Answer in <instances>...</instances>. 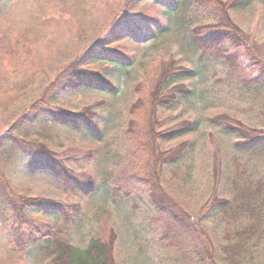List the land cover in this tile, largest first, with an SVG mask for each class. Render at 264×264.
<instances>
[{"label":"rangeland","instance_id":"obj_1","mask_svg":"<svg viewBox=\"0 0 264 264\" xmlns=\"http://www.w3.org/2000/svg\"><path fill=\"white\" fill-rule=\"evenodd\" d=\"M200 1L0 0V264L54 263V254L45 250L48 243L31 238L26 229L19 232L13 224L7 201L22 204L28 198L80 207L71 222V241L82 249L97 233L98 213L104 212L103 221L111 223L118 236V264H264V216L257 223L253 217L228 218L216 206L219 199H237L236 181L243 187L247 180L264 179V149L240 150L238 134L214 121L226 114L264 130V85L248 81L259 70L252 55L257 51L264 56V0H213V8L224 10L219 19ZM226 17L245 39L244 45L229 49L230 61L192 42L196 29L223 27ZM163 61L190 70L173 75L165 85L184 84L190 94L156 112L157 130L167 134L155 139L143 105H148L149 87L160 77ZM77 63L84 72L109 79L116 91L82 86L59 96L66 72ZM140 83L144 85L137 90ZM39 106L49 107L55 116L65 112L87 118L95 135L48 121L29 126L33 134L26 137L15 127ZM132 119L134 128H129ZM10 134L18 138L19 147L6 140ZM175 150L182 152L177 155ZM39 154L61 159L74 175L91 177L95 191L87 195L46 169L31 170L28 160ZM158 155L162 160L155 163ZM155 169H160L159 195L173 202L187 221L194 220L201 232L207 229L217 261L208 256L206 261V247L196 237L199 230L183 236L188 239L184 244L192 240L197 250L200 246L198 261L194 254L184 256L166 247L163 222L143 179ZM124 171L143 173L131 196L114 197L113 181ZM27 212L43 232L46 224L61 219L58 212ZM250 224L253 236L249 232L243 237L252 245L246 246L241 261L232 250L231 236Z\"/></svg>","mask_w":264,"mask_h":264},{"label":"trees","instance_id":"obj_2","mask_svg":"<svg viewBox=\"0 0 264 264\" xmlns=\"http://www.w3.org/2000/svg\"><path fill=\"white\" fill-rule=\"evenodd\" d=\"M199 4H203V6L205 5L208 12H211L214 17H217V19H219L220 16L222 17L221 12L224 10L220 7L213 8V0H201ZM231 4L229 7H231ZM209 5H211V8ZM217 5H221L224 9H226L225 3L218 2ZM220 26L221 25H217L218 28L207 31L201 28L196 29L192 36V42L196 48L201 49L203 52L206 53L215 51L217 54L226 57L230 61L232 57L231 55L228 56L229 49L238 48L239 46L244 45L245 39L237 31L230 18L228 19V17H226V20L223 22V27ZM255 54H253L254 56L252 55V61L254 65L259 66V70L257 74L251 77L248 81H252L257 86H263L264 56L261 55V52L257 51ZM106 61L110 62L111 60ZM173 63L175 64L173 61L170 64L166 61L162 62L161 67L163 70L160 77L149 87L148 105H143V108L148 110V118L150 117V125H152L153 129L149 125L148 126L155 139L160 136L165 137L167 134V132L163 133L164 131L157 130L159 120L156 118V112L162 108L164 109L168 107L179 96H186L190 94V90L184 84H176L170 88L165 86L167 80L173 75L190 71L186 67L175 66ZM76 67H78V69ZM66 73L68 75L66 82L59 86V96L66 93L69 88L74 89L82 86L98 87L108 92L116 91L115 85L109 79L98 74L84 72L79 63L71 65ZM143 85L144 83L138 84L136 87L137 90H139V88ZM43 101L44 100H41L40 102ZM137 102L138 100L136 103ZM33 112L34 113L32 115H27L28 113H26L19 121V126L17 125V127H15L18 130L22 129L26 137H31L33 134L30 132L32 130H28L29 126H33L35 123L48 121L72 125L76 128H85L89 132L93 133V129L90 127V121L87 118H82L79 114L60 112L57 116H55V113L50 111L49 107L42 106H39L38 109L35 111L33 110ZM214 121H219L224 124L225 129L228 132L238 134L237 136L239 137L236 143L240 150L244 152L256 153L264 149V130L262 131L257 128L249 127L243 122L233 119L226 114L216 116ZM134 123V119H132L129 128H134ZM188 125L190 124L185 125V127L181 125L179 128H174L168 132V135H174L176 132L186 129ZM133 132L138 134L137 130H134ZM6 140L11 144L18 142V138L12 136V134H10ZM17 146L19 147L20 145ZM178 152L179 150L174 151L176 154ZM181 152L182 150L177 155ZM176 156L171 158H175ZM161 160L162 157L159 155L154 159L155 163H158ZM28 166L31 170L46 169L50 171L54 177L61 179L65 185L76 191H82L87 195L95 191V181L91 180V177H86L88 180H84L86 179L85 177L82 178L74 175L66 167L65 163L57 157L39 154L36 157H30L28 160ZM147 169H149V167H147ZM159 170L160 169L150 170L143 176V179L146 180L147 184H149L147 192H149L152 197L151 202L155 210L154 212L156 213L158 220L163 222V238L169 242V245H166V247H172L183 253L184 256L194 254L193 258H196L195 260L198 261L196 253L201 250L200 246L197 250V247L194 245L198 244L193 243L192 240H189V242L184 244L188 239L183 236H187L189 233H195L197 235V231L199 230L200 234L196 237L203 242V244L201 243L202 248L203 246L206 247V261H208V259L211 261H217L214 252L211 253L209 249L210 241L207 229L201 228V232L200 229L196 227V222L194 220H192L194 223L187 221V219L183 216L185 214L180 213L173 202H171L167 197L165 200L162 196H160L161 189L158 185L161 179ZM139 173L142 174L143 172L138 171L132 173L124 171L116 176L113 181L112 195L114 197H117L119 194L124 195L125 197L131 196L137 186L136 180L137 178H140ZM246 182V185L240 187L236 181V200L229 203L226 199H219L217 200L216 206H219L224 217H253L254 222L257 223L262 220V217L264 216V179L256 181L250 179ZM7 203L10 207V213H12L11 218L13 219V224L19 232L22 233L19 229H26L27 233H31V238H34L35 240H44L48 243L45 250L47 249L49 254H54L55 257L52 261L54 262L53 264H118L115 256V245L118 236L111 226V223H108L106 220L103 221L105 217L103 216L104 212L98 213L97 233L90 237L88 244L82 249L75 246L71 241V232L73 230L71 222L73 219L75 220V217L80 213V207L74 204L61 203L43 198L24 199L22 200V204H19L17 200L10 199ZM211 206L214 207L213 204ZM27 209H32L38 212H58L61 215V219L53 225L46 224V231L43 232L39 224L34 221V218L27 212ZM75 213L77 214L75 215ZM106 214V216L109 217L111 212L107 210ZM249 232H251L253 236L255 229L252 224H250L248 230L237 232L235 237L231 236V239L233 240L231 242V245L233 244L232 250L236 251L237 258L241 261L245 259L246 251L244 250L246 249V246L248 244L252 245V242L246 243L247 238L243 237V235ZM227 237H230V235H227ZM252 238L253 237L248 240H251ZM161 240L163 241V239ZM255 247H257V244H255ZM248 252L252 253L251 250Z\"/></svg>","mask_w":264,"mask_h":264}]
</instances>
